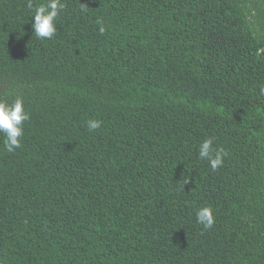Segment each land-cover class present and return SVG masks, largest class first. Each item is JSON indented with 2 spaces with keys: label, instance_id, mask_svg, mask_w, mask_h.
Returning a JSON list of instances; mask_svg holds the SVG:
<instances>
[{
  "label": "trees",
  "instance_id": "trees-1",
  "mask_svg": "<svg viewBox=\"0 0 264 264\" xmlns=\"http://www.w3.org/2000/svg\"><path fill=\"white\" fill-rule=\"evenodd\" d=\"M64 2L41 40L0 0V264H264V0Z\"/></svg>",
  "mask_w": 264,
  "mask_h": 264
},
{
  "label": "clouds",
  "instance_id": "clouds-1",
  "mask_svg": "<svg viewBox=\"0 0 264 264\" xmlns=\"http://www.w3.org/2000/svg\"><path fill=\"white\" fill-rule=\"evenodd\" d=\"M28 7L33 9L34 19L32 29L37 39H52L57 31L56 21L59 15L65 10L64 0H47V3L33 5L32 0H28ZM88 10L86 3L80 4L82 13ZM99 32L103 34L106 29L102 21H98ZM264 94V88H261ZM30 116L24 107L23 98L17 96L12 103L0 100V134L3 135V145L7 152L13 153L21 147V138L24 135V122ZM102 122L98 119H90L87 122L89 131H95L101 127ZM199 158L207 160L212 170L218 169L224 163L225 150L222 147L214 146V138L204 139L198 147ZM187 183V181L185 182ZM197 223L203 228L209 229L214 224V214L211 206H202L195 212Z\"/></svg>",
  "mask_w": 264,
  "mask_h": 264
}]
</instances>
